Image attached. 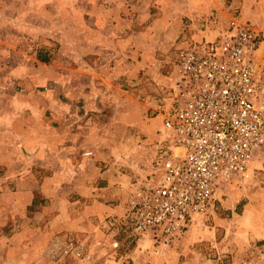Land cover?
Segmentation results:
<instances>
[{
	"label": "crops",
	"instance_id": "obj_1",
	"mask_svg": "<svg viewBox=\"0 0 264 264\" xmlns=\"http://www.w3.org/2000/svg\"><path fill=\"white\" fill-rule=\"evenodd\" d=\"M116 1L100 3L110 20H92L100 26V34H84L86 47L76 52L85 62L81 70L94 72L93 94L100 93L101 82L95 79L114 86L115 80L128 83L134 76L152 73L150 52H157L151 48L159 49L157 42L152 43V29L160 28V41L175 42L188 20L192 24L210 20L214 11L238 9L243 19L254 23L264 16V0L251 7L248 0H118L121 12L107 5ZM89 2L96 7L99 0ZM110 25L118 34H104L103 28ZM140 25L144 26L138 30ZM97 41L104 47L97 49ZM29 58L32 66H15L10 73L30 74L35 99L0 98V264H70L64 247L71 239L84 245L82 257L72 264H124L130 254L114 250V231L107 219L125 215L131 180H115L102 164L101 152L111 154L116 146H100L103 138L90 130L94 118L85 112H100L103 105H114V100L84 92L67 98L63 69L60 77L48 72L37 78V72L51 65L39 61L37 52ZM54 82L62 85L58 99L49 90ZM116 126L123 132L122 126ZM87 138L91 145H85Z\"/></svg>",
	"mask_w": 264,
	"mask_h": 264
},
{
	"label": "rangeland",
	"instance_id": "obj_2",
	"mask_svg": "<svg viewBox=\"0 0 264 264\" xmlns=\"http://www.w3.org/2000/svg\"><path fill=\"white\" fill-rule=\"evenodd\" d=\"M104 1L107 0H99L95 7L89 0H0V98L6 97L11 101L35 99L28 83L30 74L21 71L12 74L10 69L32 66L29 56L37 52V57L48 58L47 65H51L49 70L37 72V78L48 72L53 74V78L60 77L63 69L61 76L68 80L62 90L65 97L77 98L84 92V95L88 93L94 97L100 95L104 100L113 99L114 105H103L100 112L84 111L94 118L88 126L102 136L100 146L106 147L108 143L116 146L111 154L101 152L104 156L102 164L111 171L115 180H131L130 195L138 183L142 185L156 180L153 162L162 125L160 114L169 104L171 86L177 77V48L187 40L193 43L204 37L215 38L233 18L249 22L264 32V16L260 23H254L243 19L238 9L214 11L210 20H195L194 24L188 20L187 29L175 42L169 39L160 41V28L152 29V43L159 44V49L157 46L151 48L157 53L150 50V58L154 61L152 73L134 76L128 83L119 84V80H115L114 86L111 82L95 79L101 82L100 93L93 94L94 72L92 69L81 70L85 62L76 52L86 47L82 41L84 34H100V26L92 20H110L100 6ZM255 1L258 0H248V7L253 6ZM107 5L112 9L118 8L120 12L123 9L118 0L116 4L110 2ZM102 16L104 18L100 19ZM143 26L140 25L138 30ZM103 32L105 35L118 34L112 25L103 28ZM137 41L144 44L139 38ZM263 44L256 57L261 89H264ZM95 46L97 49L104 47L98 41ZM109 46L112 44L109 43ZM55 53L57 57H54ZM106 75L110 74L106 72ZM16 77L18 79L14 81ZM60 86L55 82L50 86L54 98L61 96ZM59 105L55 104V107ZM116 125L122 126L123 132ZM90 142L91 138H87L85 145H91ZM218 197L215 206L206 215L196 218L178 239L159 254L148 242L130 237V225L125 220L127 211L122 217H110L107 224L114 231V242L119 243L117 248H113L123 255L130 254L124 258V264H264V147L252 162L248 175L222 187ZM112 222L115 225H111ZM69 242L81 244L73 239ZM69 242L64 247V254L72 264L82 255L78 257L70 251ZM109 255L103 254L101 258Z\"/></svg>",
	"mask_w": 264,
	"mask_h": 264
},
{
	"label": "built area",
	"instance_id": "obj_3",
	"mask_svg": "<svg viewBox=\"0 0 264 264\" xmlns=\"http://www.w3.org/2000/svg\"><path fill=\"white\" fill-rule=\"evenodd\" d=\"M263 43L262 30L233 18L215 38L177 48V77L160 114L156 180L134 186L125 218L130 237L156 254L215 206L222 187L245 178L263 149L256 58ZM68 249L81 257L83 245L69 242Z\"/></svg>",
	"mask_w": 264,
	"mask_h": 264
},
{
	"label": "trees",
	"instance_id": "obj_4",
	"mask_svg": "<svg viewBox=\"0 0 264 264\" xmlns=\"http://www.w3.org/2000/svg\"><path fill=\"white\" fill-rule=\"evenodd\" d=\"M38 59H39L41 62H43V63H48V62H49V59H48V58L43 57V56H41V55H38Z\"/></svg>",
	"mask_w": 264,
	"mask_h": 264
}]
</instances>
